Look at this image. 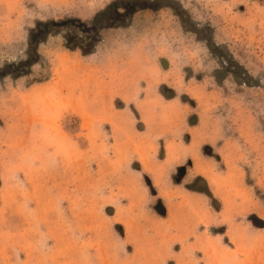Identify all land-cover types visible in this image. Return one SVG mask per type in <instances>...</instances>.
<instances>
[{
    "label": "rangeland",
    "instance_id": "obj_1",
    "mask_svg": "<svg viewBox=\"0 0 264 264\" xmlns=\"http://www.w3.org/2000/svg\"><path fill=\"white\" fill-rule=\"evenodd\" d=\"M36 21L0 264H264V0H0V67Z\"/></svg>",
    "mask_w": 264,
    "mask_h": 264
},
{
    "label": "trees",
    "instance_id": "obj_2",
    "mask_svg": "<svg viewBox=\"0 0 264 264\" xmlns=\"http://www.w3.org/2000/svg\"><path fill=\"white\" fill-rule=\"evenodd\" d=\"M123 8L128 9L129 7ZM51 25H54L52 21H36L34 23V26L29 29L27 33L24 58L13 62L4 63L0 67V80L5 77L16 79L27 76L29 74L30 68L33 65L41 64V57L37 53V47L38 45L42 44L41 42L44 41L46 35L49 33L47 28H49Z\"/></svg>",
    "mask_w": 264,
    "mask_h": 264
}]
</instances>
